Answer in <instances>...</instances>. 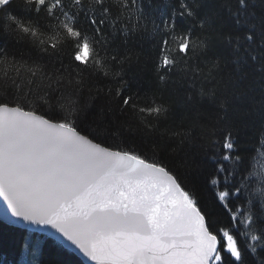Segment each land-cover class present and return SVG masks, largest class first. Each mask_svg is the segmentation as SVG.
<instances>
[{
  "label": "snow or ice",
  "instance_id": "snow-or-ice-1",
  "mask_svg": "<svg viewBox=\"0 0 264 264\" xmlns=\"http://www.w3.org/2000/svg\"><path fill=\"white\" fill-rule=\"evenodd\" d=\"M0 200L80 264H264V0H0Z\"/></svg>",
  "mask_w": 264,
  "mask_h": 264
},
{
  "label": "trees",
  "instance_id": "trees-1",
  "mask_svg": "<svg viewBox=\"0 0 264 264\" xmlns=\"http://www.w3.org/2000/svg\"><path fill=\"white\" fill-rule=\"evenodd\" d=\"M15 47L26 50L28 45L19 44L15 45ZM147 47L148 45L145 44V48ZM33 55H35V52H33ZM193 63L195 64L196 61H193ZM152 69L153 66L150 62H142L139 81L136 85L141 92V95H151L153 92L158 96L161 94ZM183 92L184 89L180 84H169L162 92L163 102L173 105V113L170 119L179 121L186 115L184 108L178 102L180 97L183 96ZM198 194L202 195L205 200L211 198V194L206 192L203 187H201V191ZM222 220L223 223L221 226H224L227 221L224 218H222ZM26 237L33 244H35L37 240L41 242L38 251L42 250V256L40 257L42 264H80L81 262L80 258H78L73 252L68 249L60 248L53 239L49 237L46 238L45 235L41 234H32L31 232L25 234L24 230L8 226L0 221V256L5 254L3 261H7V264H12L13 260H18L20 254L24 257L23 244Z\"/></svg>",
  "mask_w": 264,
  "mask_h": 264
},
{
  "label": "water",
  "instance_id": "water-1",
  "mask_svg": "<svg viewBox=\"0 0 264 264\" xmlns=\"http://www.w3.org/2000/svg\"><path fill=\"white\" fill-rule=\"evenodd\" d=\"M3 206V201L2 200H0V207H2ZM0 221H3V222H5V223H7L6 221H4L3 219H0ZM7 224H9V223H7ZM10 225H12V224H10ZM13 226H16V227H21L20 225H13ZM40 227L41 226H32L31 228H26V229H29V230H32V231H36V232H39V233H41V234H44L43 232H41L40 231ZM22 228H24V227H22ZM76 256H78L82 261H84L86 258H84L82 255H79V254H77V253H75V252H73ZM88 264H94V262H88Z\"/></svg>",
  "mask_w": 264,
  "mask_h": 264
},
{
  "label": "flooded vegetation",
  "instance_id": "flooded-vegetation-1",
  "mask_svg": "<svg viewBox=\"0 0 264 264\" xmlns=\"http://www.w3.org/2000/svg\"><path fill=\"white\" fill-rule=\"evenodd\" d=\"M3 258H5V254H2V255L0 256V261H1Z\"/></svg>",
  "mask_w": 264,
  "mask_h": 264
},
{
  "label": "bare ground",
  "instance_id": "bare-ground-1",
  "mask_svg": "<svg viewBox=\"0 0 264 264\" xmlns=\"http://www.w3.org/2000/svg\"><path fill=\"white\" fill-rule=\"evenodd\" d=\"M1 222H3V221H1ZM3 223H5V222H3ZM5 224H7V223H5Z\"/></svg>",
  "mask_w": 264,
  "mask_h": 264
}]
</instances>
